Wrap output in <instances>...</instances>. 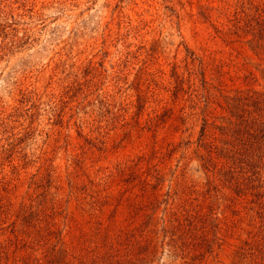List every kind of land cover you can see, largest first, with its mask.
<instances>
[{
	"label": "rangeland",
	"instance_id": "374dc122",
	"mask_svg": "<svg viewBox=\"0 0 264 264\" xmlns=\"http://www.w3.org/2000/svg\"><path fill=\"white\" fill-rule=\"evenodd\" d=\"M0 264H264V0H0Z\"/></svg>",
	"mask_w": 264,
	"mask_h": 264
}]
</instances>
